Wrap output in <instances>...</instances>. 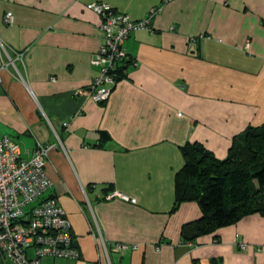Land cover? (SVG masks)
I'll return each mask as SVG.
<instances>
[{
    "label": "crops",
    "instance_id": "1",
    "mask_svg": "<svg viewBox=\"0 0 264 264\" xmlns=\"http://www.w3.org/2000/svg\"><path fill=\"white\" fill-rule=\"evenodd\" d=\"M94 1L151 28L124 41L132 61L117 64L103 102L73 94L97 74ZM0 75V136L21 158L57 144L44 196L71 222L80 258L65 264H264V213L189 239L200 205L174 206L181 146L224 159L234 137L264 125V0H0ZM113 190L135 202L105 200Z\"/></svg>",
    "mask_w": 264,
    "mask_h": 264
},
{
    "label": "built area",
    "instance_id": "2",
    "mask_svg": "<svg viewBox=\"0 0 264 264\" xmlns=\"http://www.w3.org/2000/svg\"><path fill=\"white\" fill-rule=\"evenodd\" d=\"M87 7L101 16L102 43L90 59L97 74L87 86L75 89L73 94L84 101L103 102L117 82V64L132 61L123 47L124 41L133 31L151 28L149 18L134 20L104 1L89 2ZM156 11L160 8L150 10L151 13ZM13 21L12 12L3 15L5 24ZM56 147V143L38 142L29 158H21L19 145L6 135L0 136V255L9 264H56L46 263L44 259L80 258L79 250L73 245L66 211L57 198L44 196L51 185L45 165L49 152ZM103 198L135 202V198L118 190ZM239 246L245 248L244 243L240 242ZM137 248V244L115 243L112 250Z\"/></svg>",
    "mask_w": 264,
    "mask_h": 264
},
{
    "label": "trees",
    "instance_id": "3",
    "mask_svg": "<svg viewBox=\"0 0 264 264\" xmlns=\"http://www.w3.org/2000/svg\"><path fill=\"white\" fill-rule=\"evenodd\" d=\"M183 167L175 177V205L198 201L202 216L193 222L194 239L264 213V125L248 126L234 137L224 159L197 143L181 146Z\"/></svg>",
    "mask_w": 264,
    "mask_h": 264
},
{
    "label": "rangeland",
    "instance_id": "4",
    "mask_svg": "<svg viewBox=\"0 0 264 264\" xmlns=\"http://www.w3.org/2000/svg\"><path fill=\"white\" fill-rule=\"evenodd\" d=\"M44 262H46V263H56V264H65V260H63V259L46 258V259H44ZM0 264H5V262L2 259L1 255H0Z\"/></svg>",
    "mask_w": 264,
    "mask_h": 264
}]
</instances>
